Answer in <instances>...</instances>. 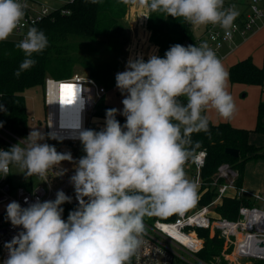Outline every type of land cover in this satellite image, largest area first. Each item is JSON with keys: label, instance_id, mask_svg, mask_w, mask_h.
<instances>
[{"label": "clouds", "instance_id": "1", "mask_svg": "<svg viewBox=\"0 0 264 264\" xmlns=\"http://www.w3.org/2000/svg\"><path fill=\"white\" fill-rule=\"evenodd\" d=\"M133 2L151 12L183 18L194 27L218 25L228 39L239 15L234 6L224 8V0ZM25 9L22 0H0V41L24 26ZM48 43L42 30L29 27L15 45L24 59L14 75L34 66L33 54ZM115 80L124 95L120 114L126 122L121 125L116 119L119 110L112 108L106 110L105 126L99 131L77 125L86 153L74 163L70 177L78 207L63 219L61 205L72 198L62 190L55 200L28 203L26 198L27 207L10 202L7 219L23 230L5 244L8 257L3 264H131L143 243L145 217L181 214L195 202L197 185L184 170L200 146L197 142L193 147L192 134L209 131V117L202 114L208 109L225 120L236 111L223 63L207 42L175 44L163 58L150 55L146 62L142 56L130 58ZM0 111H6L3 104ZM47 138L58 137L49 133ZM45 139V133L35 128L8 150L0 149V176L9 175L10 166L44 181L54 169L63 175L62 162H73V157L41 143Z\"/></svg>", "mask_w": 264, "mask_h": 264}, {"label": "built area", "instance_id": "2", "mask_svg": "<svg viewBox=\"0 0 264 264\" xmlns=\"http://www.w3.org/2000/svg\"><path fill=\"white\" fill-rule=\"evenodd\" d=\"M22 2L26 4L24 26L13 33L17 42L24 38L29 27H36L52 11L39 0ZM262 2L264 3V0H224V8L234 6L235 10L236 7L240 9L234 21L235 28L232 30L231 38H225L224 30L218 25L209 24L204 27L202 33L195 35L193 39L185 40L181 45L199 46L207 42L217 57L223 59L222 49L225 45L233 43L236 35L245 39L254 32L258 20L264 15L259 6ZM62 13L67 11L63 10ZM146 19L147 14L144 23ZM62 85L75 86L71 96L73 102L69 104L71 108L81 103L78 111L72 108L70 121H78L82 129H97L95 126L92 127V121L97 117V103L105 97L107 90L91 77L79 74L63 80L47 77L43 88L46 143L54 145L59 152H70L73 162H62L61 169L66 170L63 175H56L57 169H54L48 173L47 181L39 177L38 182H34L32 176L28 177L23 185L13 184L12 170L17 166H10L9 175L0 176V264L8 257L5 244L23 230L22 227H14L7 219L6 206L10 202L16 201L22 207H27L26 198L28 203H33L37 199L41 202L55 200L56 193L62 190L72 198L71 203L78 204L70 177L74 174V163L81 158L82 144L78 139L81 128L72 124L63 125L61 122V103L66 94L65 90H62ZM29 121L40 127L43 125L35 118H30L28 123ZM29 133L28 129L27 136ZM49 133L55 134L58 138L48 139ZM27 136H20L5 127H0V149L8 150ZM206 156L204 150L194 156L192 161L194 173L191 181L197 185L198 190L202 187L215 188L217 195L214 200L209 205L201 207L197 204L194 207L188 205L184 212L177 214L176 219L171 222L144 221L146 231L142 237L143 243L132 257L133 264H223L222 262L255 264L256 260H264V196L249 194L242 187L236 186L238 173L229 164L220 165L214 179L211 182H204L201 170L205 165ZM246 194L249 197H246ZM225 197L245 199L251 205L243 204L239 208L238 218L228 220L215 211ZM259 202L263 206H258ZM198 229L208 230L210 237L218 235L224 240L221 256L210 263L198 256L204 248V239L199 236Z\"/></svg>", "mask_w": 264, "mask_h": 264}, {"label": "trees", "instance_id": "3", "mask_svg": "<svg viewBox=\"0 0 264 264\" xmlns=\"http://www.w3.org/2000/svg\"><path fill=\"white\" fill-rule=\"evenodd\" d=\"M133 0H70L63 7L52 9L40 23L36 25L42 30L47 39L48 46L41 53H34L36 60L34 66L21 72L19 77L14 73L19 69L24 59V54L17 49L18 43L13 40L0 41V104L4 105L6 111H0V122L3 127L27 136L28 115L25 101V93L31 89L44 88L47 77L58 80L69 79L74 74V68L82 65L89 71L90 77L107 91L116 86V74L122 72L121 63H99L94 56L80 57L76 54L80 50L79 43L88 41L105 46L110 55L123 56L125 62L127 55L124 48L129 42V23L127 15ZM146 8V7H145ZM65 10L67 13H62ZM147 19L144 23L145 31L148 33L150 45L157 49L158 56L163 58L169 48L175 44H182L185 40L195 37L192 25L183 18H173L163 12H151L148 8ZM83 49V48H81ZM90 54V53H88ZM229 81L231 84H244L249 86H264V69L258 67L251 57L239 61L229 68ZM183 101L184 98H181ZM186 102V101H185ZM113 107L108 105L104 98L97 103L96 115L106 118V110ZM205 114V113H202ZM116 119L123 125L126 118L116 115ZM98 131L97 129H93ZM264 134V102H260L257 113V125L253 131L239 129L230 123L213 124L209 119V131H201L192 134L194 156L199 151H206V162L201 170L204 182L214 179L217 169L222 164H229L236 172V186L242 187L245 177L246 165L249 162L264 160V150L250 143V134ZM227 149L239 152L238 157L227 154ZM193 157L189 158L184 165L185 174L191 167ZM194 173V172H193ZM202 187L197 191L196 204L209 205L216 197V189ZM243 204L251 205L245 199L225 197L215 211L223 218L236 220L239 208ZM63 219L67 220L70 211L75 210L78 204L64 203ZM177 214L161 217H148L147 222L156 220L171 222ZM198 234L204 239V248L198 254L205 262H212L221 256L224 240L218 235L209 236L208 230L198 229ZM225 264V262H222ZM131 264H133L131 259ZM255 264H264V260H256Z\"/></svg>", "mask_w": 264, "mask_h": 264}, {"label": "rangeland", "instance_id": "4", "mask_svg": "<svg viewBox=\"0 0 264 264\" xmlns=\"http://www.w3.org/2000/svg\"><path fill=\"white\" fill-rule=\"evenodd\" d=\"M70 0H39L40 3L48 6L50 9L59 6L60 8L63 7L67 2ZM135 5V6H134ZM131 9V13L129 16V42L127 46L124 48V52L127 55V60L125 62L123 56L110 55V53L106 50L105 46L99 45L96 43L82 41L79 43L80 50L76 54L80 57H87V56H94L95 60L99 63H114L119 62L122 68V72L126 70L127 62L130 58H137L142 56L145 62L148 60L150 55H158V51L152 47L148 41V33L145 31L144 25V17L146 13V8L139 5L138 2H134ZM260 9L264 12V3H260ZM57 7V8H59ZM236 10L238 7H236ZM260 21V22H259ZM259 24L264 25V15L261 19L258 20ZM257 26V25H256ZM204 26L194 27L192 25L193 31L195 35H199L202 31ZM264 28V27H263ZM260 30H258L259 32ZM259 38L257 40L253 39L248 43L242 45L237 51L234 57L231 58L229 62L226 61L225 67L233 61L234 58L239 57V54L244 53L246 49L253 48V53L258 57V60L263 63L264 61V32L262 30V34H259ZM7 40L17 41V38L14 34H12ZM239 43V42H238ZM83 48V49H81ZM230 51L229 45H225V47L221 51V55L224 56ZM90 53V54H88ZM74 72L76 74L82 76L90 77L89 71L82 65H77L74 68ZM75 75V74H74ZM228 92L232 95L235 105L236 111L231 118H238L241 117L244 113L249 112L251 107L254 106L256 98L259 96V87L253 86H243L240 84H231L228 80ZM124 95H122L121 91L115 86L114 88L107 91V94L104 97L105 102L118 109V116L125 118L123 115L120 114L123 110L122 100ZM25 101H26V108H27V115L28 118H35L36 121L43 123L40 127L39 125L32 123L29 121L28 129L31 132L33 129L37 128L45 133V125H44V102H43V90L41 88L31 89L25 93ZM206 114L213 115V119L217 121H222L223 118L219 116V114L214 109H208ZM225 120V119H224ZM250 121V119H248ZM96 127L98 130H101L105 126V119L96 117L92 121V127ZM258 136V135H257ZM256 136V137H257ZM264 138V135L261 136ZM46 142L41 141V143ZM86 155L83 151V146L81 148V157ZM264 165V163H261ZM260 164L254 162L247 164L246 166V173H245V181H247L250 186L255 188H260L264 190V166L259 167ZM191 167L188 169L186 174L187 179H191L192 175L190 172ZM12 182L16 185H23L27 180L28 176L22 173L21 169L18 167L13 168L12 170ZM34 182H38L39 177L33 176ZM264 196V193L262 194ZM258 206H263L261 202L258 203ZM148 220V217L144 218V221Z\"/></svg>", "mask_w": 264, "mask_h": 264}, {"label": "crops", "instance_id": "5", "mask_svg": "<svg viewBox=\"0 0 264 264\" xmlns=\"http://www.w3.org/2000/svg\"><path fill=\"white\" fill-rule=\"evenodd\" d=\"M133 4H134V2L132 3V5ZM132 5H131V7L129 9V13L127 15L128 21H129L130 13L132 11L131 9H133L134 6H135L134 5L132 7ZM57 7H59V6H57ZM57 7H55L54 9H56ZM145 11L147 12V10H145ZM146 14L147 13H145V17L144 18H146ZM263 14H264V12H263ZM259 22L257 23V26L255 27L254 32L251 33L247 38L243 39L239 35H236L235 38H234V42L233 43H230V44H227V45H229L230 51L226 55L223 56V59H221V62L223 63L224 67H225L226 61L229 62L231 60V58L235 56L236 51L242 45L248 43L249 41H251L253 39L257 40L260 37L259 34H262V30L264 32V28H263L264 25L262 27V25L259 24ZM204 27H203V29H202V31L200 33L203 32ZM258 30H260V31L258 32ZM249 57H251L253 59V62L258 67L264 69V61H263V63H261V61L258 60V57L253 53V48H251V49H246L244 53L239 54V57L234 58L233 61L227 66V68L225 67L226 70L229 72V68L232 65L236 64L239 61L245 60L246 58H249ZM240 85L249 86V85H244V84H240ZM253 87H259V92H260L259 93V96L256 98L255 104H254V106L251 107L250 111L244 113L241 117H238V118H230V119H227V120H224L223 119L222 121H217V120H214L213 119V115H209V113H207V114L205 113V114L208 115L209 119L211 120V122L213 124L230 123L232 126H234L236 128L253 131L256 128V125H257L258 106H259L260 102H264V86H262V87L261 86H253ZM117 115H119V114L117 113ZM248 119H250V121ZM261 136H262V134H260V133H254V132H252L250 134V143L253 144V145H255V146H257V147H262V149L264 150V138H262ZM257 162H259V164H260L259 167H263L264 166L263 164H261V163H264V160H259ZM257 162H254V164H256ZM250 163H252V162H249L248 165ZM187 172H186V174H187ZM193 172H194V170L192 171V174L191 175H193ZM190 181H191V179H190ZM242 188L247 193H249V194H263L264 193V190L263 189L255 188L253 186H250V184L247 181H245V177H244V181H243ZM197 191H198V189H197ZM245 196L246 197H249L248 194H246ZM195 204H196V202L191 203L189 205H190V207H194Z\"/></svg>", "mask_w": 264, "mask_h": 264}, {"label": "bare ground", "instance_id": "6", "mask_svg": "<svg viewBox=\"0 0 264 264\" xmlns=\"http://www.w3.org/2000/svg\"><path fill=\"white\" fill-rule=\"evenodd\" d=\"M80 102L78 104V106H74L72 107L73 109L76 108V110L74 109V111H78L79 110V107H80ZM71 106H69V104H66L62 101L61 103V122L63 125H69V124H72V125H78V121H73L71 122L70 121V114L73 112Z\"/></svg>", "mask_w": 264, "mask_h": 264}, {"label": "snow or ice", "instance_id": "7", "mask_svg": "<svg viewBox=\"0 0 264 264\" xmlns=\"http://www.w3.org/2000/svg\"><path fill=\"white\" fill-rule=\"evenodd\" d=\"M62 90H65L66 94L64 96L63 102L66 104H71L73 102L71 96L73 95L74 85H62Z\"/></svg>", "mask_w": 264, "mask_h": 264}, {"label": "water", "instance_id": "8", "mask_svg": "<svg viewBox=\"0 0 264 264\" xmlns=\"http://www.w3.org/2000/svg\"><path fill=\"white\" fill-rule=\"evenodd\" d=\"M227 154L233 156V157H238L239 156V152L237 150L234 149H227L226 150Z\"/></svg>", "mask_w": 264, "mask_h": 264}]
</instances>
